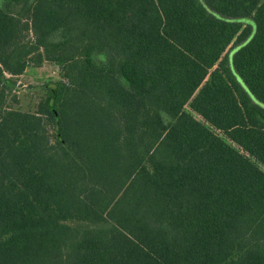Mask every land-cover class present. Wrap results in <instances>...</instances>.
<instances>
[{"label":"trees","instance_id":"16d2710c","mask_svg":"<svg viewBox=\"0 0 264 264\" xmlns=\"http://www.w3.org/2000/svg\"><path fill=\"white\" fill-rule=\"evenodd\" d=\"M0 264H264V0H0Z\"/></svg>","mask_w":264,"mask_h":264},{"label":"rangeland","instance_id":"374dc122","mask_svg":"<svg viewBox=\"0 0 264 264\" xmlns=\"http://www.w3.org/2000/svg\"><path fill=\"white\" fill-rule=\"evenodd\" d=\"M60 79L59 66L45 62L42 66H30L17 76L11 96H15V106L25 111H34L43 97L48 84L54 85Z\"/></svg>","mask_w":264,"mask_h":264}]
</instances>
